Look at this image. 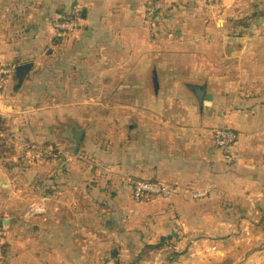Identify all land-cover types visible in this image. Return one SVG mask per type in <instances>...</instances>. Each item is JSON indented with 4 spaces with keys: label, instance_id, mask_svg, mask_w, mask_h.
<instances>
[{
    "label": "crops",
    "instance_id": "1",
    "mask_svg": "<svg viewBox=\"0 0 264 264\" xmlns=\"http://www.w3.org/2000/svg\"><path fill=\"white\" fill-rule=\"evenodd\" d=\"M165 1L169 9L149 21L150 0H0V63L14 66L0 136L55 142L61 153L32 163L0 151V224L8 221L0 264L26 261L34 238L75 244L67 232L81 229L83 206L99 193L130 196L119 180L135 178L193 189L194 198L168 200L179 216L169 226L157 218L153 239H118L126 258L177 230L173 264H239L264 246V66L227 60L218 45L264 0ZM75 7L83 27L56 38L52 23ZM198 84L212 98L202 105ZM219 128L238 134L232 159L214 147ZM198 191L205 197L195 199ZM38 206L43 214H28ZM151 209L160 211L157 202ZM243 264H264V251Z\"/></svg>",
    "mask_w": 264,
    "mask_h": 264
},
{
    "label": "rangeland",
    "instance_id": "2",
    "mask_svg": "<svg viewBox=\"0 0 264 264\" xmlns=\"http://www.w3.org/2000/svg\"><path fill=\"white\" fill-rule=\"evenodd\" d=\"M164 1L150 0L151 5L156 2L159 3V7L156 10L157 15L159 12L169 9V6L165 4L166 1ZM202 1H205L206 6L208 5L210 8L218 4V0ZM234 21V30L218 40L220 48L221 45L224 48L225 58L227 60L253 62L255 68L263 67L264 10L249 13L243 18ZM227 37L244 38L245 43L232 46L226 41ZM261 71H264V69ZM0 131H5V124L3 126L1 118ZM34 142L27 139V137H22L17 144L13 145L10 138L0 136V148L2 147L1 150H4L2 155L8 156V153H11L27 161L25 145ZM46 145H52L56 150L59 147L55 142H48ZM106 177L103 173L102 181L106 185H111L108 183L109 181L106 182ZM120 193L124 194V196H119L118 193H114L112 196L108 193L107 196H103V193H99L95 205L83 206L81 229L76 230L75 233L67 232L68 236H76L75 244H67L66 239L64 245L45 246L40 243V238H34V241L25 248L27 260L12 262L9 260L8 264H173L175 255L178 252L172 249L170 243H168L171 238L161 248H143L138 255L137 251L132 253L133 257L131 258L124 256L125 248L118 239L124 235L127 236V234H131V237L143 236L144 238L150 237L153 239L152 234L155 230L153 226L158 224L157 218L160 220L159 226L164 223L169 226L171 220L178 218V213H175L169 207H165L166 203L156 201L160 211L153 215L151 204L155 202L139 203L133 200L128 193ZM161 211L162 213H160ZM126 221L130 223L128 228L125 226ZM160 232L166 234L169 229H161ZM59 249L60 253L58 252ZM14 254L15 252L9 255L12 258Z\"/></svg>",
    "mask_w": 264,
    "mask_h": 264
},
{
    "label": "built area",
    "instance_id": "3",
    "mask_svg": "<svg viewBox=\"0 0 264 264\" xmlns=\"http://www.w3.org/2000/svg\"><path fill=\"white\" fill-rule=\"evenodd\" d=\"M159 7V3H153L146 15L147 20H152L157 14L156 10ZM83 27L80 19V10L78 7L72 8L64 12L61 17L52 23V29L56 38H63L74 32L79 31ZM14 66L0 63V98L3 97L6 88L8 78L13 74ZM214 147L225 158H233L235 145L238 140V134L236 131L230 128H219L211 132ZM26 157L32 163L47 162L49 160H57L61 157V153L58 152L52 145H39L35 143L27 144ZM133 199L137 202H142L149 198L162 197L172 198L175 195L183 192V189L174 185H166L157 181L131 179L130 180ZM188 192L189 190H184ZM195 197L202 198L204 194L196 192ZM45 212V207L38 206L32 207L28 214L40 215ZM8 254L6 244V229L0 224V262L5 259Z\"/></svg>",
    "mask_w": 264,
    "mask_h": 264
},
{
    "label": "trees",
    "instance_id": "4",
    "mask_svg": "<svg viewBox=\"0 0 264 264\" xmlns=\"http://www.w3.org/2000/svg\"><path fill=\"white\" fill-rule=\"evenodd\" d=\"M2 148V147H1ZM0 151H1V153L4 151H2L1 149H0ZM106 175V174H105ZM158 182V181H157ZM119 188H127L128 189V191H129V194H130V197L131 198H133V195H132V190H131V185H130V182L128 183V186L127 185H125V182L124 181H122V180H119ZM160 183H162V184H165V183H163V182H160ZM166 185H174V186H178V185H176V184H166ZM179 187V186H178ZM190 189V188H189ZM188 189V190H189ZM183 190H185V189H183ZM190 192L189 193H180V194H178V195H175V196H173L172 198H169V199H166V198H162V197H154V198H149V199H147V200H144V201H142V202H139V203H143V204H147V202H149V203H152V202H156V201H159V202H163V203H167L168 202V200H172V199H174V198H178V197H181V196H186V195H188V196H191L192 195V197H193V194H192V191H193V189H190L189 190ZM199 192V191H198ZM205 197V196H204ZM194 198V197H193ZM203 198V197H202ZM186 199H188V201L189 200H192V199H190V198H186ZM195 199H200V198H195ZM134 200V199H133ZM177 233V234H176ZM175 234H173V235H170V236H162L160 239H159V241L157 242V243H154V244H146V246L144 247V248H152V249H159V248H161L165 243H166V241L169 239V238H171V241L170 242H168V243H170V245L172 244V241L174 240V239H176V238H181V237H179V236H181L182 235V231H180V230H177V232H176Z\"/></svg>",
    "mask_w": 264,
    "mask_h": 264
},
{
    "label": "water",
    "instance_id": "5",
    "mask_svg": "<svg viewBox=\"0 0 264 264\" xmlns=\"http://www.w3.org/2000/svg\"><path fill=\"white\" fill-rule=\"evenodd\" d=\"M226 41L229 42L232 46H236V45L245 43V39L244 38H240V37H227ZM196 88L197 89H194V91H195V93L198 96L200 105L203 104L204 99H208V100L212 99L211 96H208V94H206L204 86H202L201 84H198L196 86ZM71 144H72V148L75 149V146L77 145V142L73 141V142H71ZM1 187H5V185L3 184V185H1ZM7 223H8L7 220H4L1 223L5 229L8 228V224ZM261 251H264V246H261V247H258V248H255V249L251 250L250 252H248L245 255V257L243 258V260L239 264H243L244 262H246L247 259L251 256V254H253L255 252H261Z\"/></svg>",
    "mask_w": 264,
    "mask_h": 264
}]
</instances>
